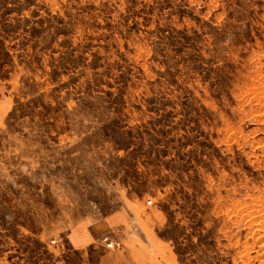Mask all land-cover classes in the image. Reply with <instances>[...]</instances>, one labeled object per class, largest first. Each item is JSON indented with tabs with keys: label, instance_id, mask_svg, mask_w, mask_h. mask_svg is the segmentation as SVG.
Listing matches in <instances>:
<instances>
[{
	"label": "rangeland",
	"instance_id": "rangeland-1",
	"mask_svg": "<svg viewBox=\"0 0 264 264\" xmlns=\"http://www.w3.org/2000/svg\"><path fill=\"white\" fill-rule=\"evenodd\" d=\"M106 252L264 264V0H0V264Z\"/></svg>",
	"mask_w": 264,
	"mask_h": 264
},
{
	"label": "crops",
	"instance_id": "crops-1",
	"mask_svg": "<svg viewBox=\"0 0 264 264\" xmlns=\"http://www.w3.org/2000/svg\"><path fill=\"white\" fill-rule=\"evenodd\" d=\"M98 264H133L127 253L106 252Z\"/></svg>",
	"mask_w": 264,
	"mask_h": 264
},
{
	"label": "built area",
	"instance_id": "built-area-1",
	"mask_svg": "<svg viewBox=\"0 0 264 264\" xmlns=\"http://www.w3.org/2000/svg\"><path fill=\"white\" fill-rule=\"evenodd\" d=\"M110 245H112V244H110Z\"/></svg>",
	"mask_w": 264,
	"mask_h": 264
}]
</instances>
